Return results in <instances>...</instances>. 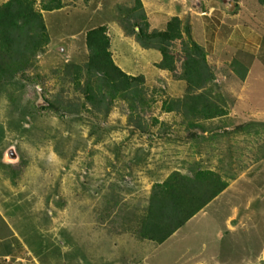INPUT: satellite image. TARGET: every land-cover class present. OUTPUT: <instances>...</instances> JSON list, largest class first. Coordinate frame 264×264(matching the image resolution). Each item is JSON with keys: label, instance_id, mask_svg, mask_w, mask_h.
Here are the masks:
<instances>
[{"label": "rangeland", "instance_id": "374dc122", "mask_svg": "<svg viewBox=\"0 0 264 264\" xmlns=\"http://www.w3.org/2000/svg\"><path fill=\"white\" fill-rule=\"evenodd\" d=\"M36 1L39 7L40 0ZM87 1L90 3L88 7L95 6L94 10L81 12V14H72L70 11L61 14V20H67L65 28L55 30L49 25L52 40L50 50L54 52L48 51L45 59L38 58L41 72H48V67L58 66L61 63L60 60L65 64L75 61L73 56L77 58L81 51L57 55V47L62 43H75L76 50L80 48L83 50V31L100 24L102 18H111V22L119 26L116 33L120 35L122 29L120 19L125 17L132 2L109 0V6L113 9L105 6L106 10L100 12L97 10L96 0ZM256 1L245 0V6L242 8L231 6L230 0L226 4L222 0H141L143 7L146 5L147 9L149 8L147 10L144 7L150 30L161 28L164 30L170 19L179 16L180 13H184L182 19L189 17L193 40L207 50L209 61L217 71L219 91L229 99V111L234 116L240 117V123L237 126L243 132L246 130L244 126H249L252 130L254 126L264 124V7L258 5ZM83 3L84 0L80 2V5ZM238 12H242L239 20H225ZM149 14L152 16L150 17ZM225 22L228 23L223 29L222 24ZM246 33L249 34L248 38L251 42L242 41L243 36L246 38ZM72 34H77V38L73 39ZM226 34L229 36L226 37ZM255 35H259V38H251ZM186 39L184 37V40ZM256 42H259V45ZM119 44L133 62L134 68L139 67V72L152 78L153 84L155 80H159L157 82L160 83L159 86H147V95L153 100L151 112L142 111L144 120L150 125L151 137L144 134L135 135L127 129L132 130L126 123L128 111L122 108L120 103L113 107L109 118L102 122L103 131L96 132L98 134L95 135L89 132L92 128L90 124L87 127L82 124V121L69 118L62 121L54 114H42L38 109L39 101L35 97H28L27 94L19 95L13 107L6 97L0 98V155L1 157L4 155L7 161L19 164L20 169L25 166L26 174L20 184L31 187L34 194L35 192L39 195L43 193L41 204L44 205L46 201L48 205L46 207L52 209L54 221L48 233H55V230L58 232L62 226L67 227L84 209L91 207L97 209L95 216L106 214L104 218L113 222L116 235L121 237L120 242H123L128 233L121 230L120 232V226L128 225V220L134 214L145 215L144 207L148 206L147 197L154 182L151 180L153 171L159 174L160 178H166L170 171L181 170L183 166L196 162L191 161L195 158L192 152H188L186 161H167L170 155H175L177 150L183 148L179 147L178 141L173 143L168 140H182L184 129L181 126V117L163 112V104L182 91L176 85L171 88L165 86L166 79H172V76L168 73L166 77L159 76L150 66V60L153 61L159 57V53L151 50L144 52L136 48L129 39ZM136 45L141 48L137 43ZM175 47L178 50L181 42H176ZM224 51L225 54L222 56ZM78 59L83 61V58ZM234 59L250 67L244 82L238 80L232 71L222 74L223 63H230ZM49 85L56 89L62 88L61 82L54 79ZM38 91L41 93V89ZM58 92L54 90L50 96L61 94ZM62 95L64 99L72 100L79 94L75 92L73 86H70ZM232 110H235L234 113ZM154 119L158 122L155 127H153L156 124L153 122ZM98 138L99 140L96 141ZM150 139L153 141L148 142ZM258 140L261 141L262 147L249 149V161H246L244 155H240L241 161H234V163L237 162L238 167H234L236 170L234 174H227L224 177L228 180L231 177L237 179L240 175H244L236 183L231 181L233 186L228 194L220 198L218 202L211 203L207 209L189 221L157 250L154 248L153 255L150 254L151 250L147 252V259L138 264H155V260H160L163 264H188L191 259L196 261V257L201 259L209 257V260L211 258L214 260L220 256L222 257L218 260L230 262L232 254L219 253L222 248H226V243L221 242L220 236L227 232L228 217L234 215L238 219L237 223L245 222L240 243L253 238V235L256 239L258 238L256 243L259 238L264 240V161H257L264 157V138L258 137ZM221 147L227 154L235 150V147L225 144ZM131 160L147 161V165L140 164L139 168L142 171L135 169L134 172L132 171V176L122 179V174L127 173L124 169L125 164ZM161 160L164 161V165ZM224 163L231 165L230 161H224ZM201 168L203 167L195 169L191 167L189 171L194 173ZM1 173L8 176L5 168ZM228 182L231 184L230 181ZM114 184L126 186V192L117 199V207L111 213H107L105 207L110 205L103 199L104 190ZM101 185L104 187L101 188ZM85 189H89L88 193L83 191ZM45 194L51 197L43 199ZM235 208H237V214L234 213ZM131 226L134 228L129 233L133 239L140 242L136 234L138 225L133 222L130 223ZM253 228L255 231L252 230ZM237 240L238 234L234 238V241ZM257 248L252 247L248 251L251 250L252 253ZM132 251L133 249L129 247V252ZM233 259L240 260L241 257H233Z\"/></svg>", "mask_w": 264, "mask_h": 264}, {"label": "trees", "instance_id": "16d2710c", "mask_svg": "<svg viewBox=\"0 0 264 264\" xmlns=\"http://www.w3.org/2000/svg\"><path fill=\"white\" fill-rule=\"evenodd\" d=\"M129 2H132V6L125 17L120 19L124 35L134 38L141 48L160 53L161 61L156 64L157 69L171 73L186 85L182 98L164 102L163 112H174L176 117H181L182 127L205 122V128H208L211 127L210 121L226 116L230 108L229 99L219 91L217 71L209 61L207 50L193 40L189 17H172L164 30H150L141 0ZM256 2L264 7V0ZM59 7L58 1L54 0L50 5H42V11L51 12ZM184 37L187 39L184 40ZM178 41L181 47L177 50L175 44ZM50 44L46 21L36 0H8L0 4V98L6 97L13 107L19 95L35 97L42 114H54L62 121L66 118L82 121L87 127L90 124L92 128L89 132L95 135L103 131L102 122L109 118L113 107L120 103L128 111L126 123L132 132L151 137L150 125L142 114L144 110L150 113L153 103L147 95L146 78L143 75L129 76L119 68L113 59L106 26L86 32V50L77 58L72 55L75 61L65 64L60 60L58 66L48 67V72H41L38 58H47ZM78 58H83V61ZM223 67L222 74L232 71L241 82L249 74V67L236 59L230 63L225 62ZM52 79L60 81L62 88L56 89L49 85ZM70 86L79 95L72 100L64 99L62 93ZM54 90L61 94L51 97ZM153 122L156 123L155 127L158 122L156 119ZM255 130L264 135V124L258 125ZM2 159L0 155V161ZM142 162L127 161L124 167L127 173L122 174V179L132 176V166ZM2 166L14 185L23 181L25 166L21 169L19 164ZM158 175L151 178L154 182L147 197L148 206L144 207L145 215L134 214L135 217L133 215L128 220L129 224L121 225L119 229L131 234L129 232L134 227H130V223L135 222L138 225L136 234L143 244L152 242L163 245L229 187L228 180L209 169L193 175L173 171L164 179ZM88 190L83 191L88 193ZM124 192L126 186L121 187L120 184L104 190L103 199L110 205L105 207L107 213L117 207L116 201ZM53 235L43 234V238L38 240V248H45L42 244L46 243L48 236Z\"/></svg>", "mask_w": 264, "mask_h": 264}, {"label": "crops", "instance_id": "0c3cea01", "mask_svg": "<svg viewBox=\"0 0 264 264\" xmlns=\"http://www.w3.org/2000/svg\"><path fill=\"white\" fill-rule=\"evenodd\" d=\"M7 1L8 0H0V4ZM53 1L54 0H40V5L38 7L41 9L43 17L45 18L49 34H51L49 25L55 30L62 27L65 28L67 26V20L62 21L61 14L69 11L72 14H81V12L89 11L93 8L91 6L88 7L90 3L87 0H84L82 5H80L82 0H57L60 4L58 10L51 12L42 11V5H50ZM96 2L98 3L97 10L100 12L106 10L105 6L107 8L109 7L111 10L113 9L109 6V0L107 2L105 0H96ZM222 2L226 4L229 0H222ZM229 4L233 7L240 6L243 8L245 6V0H237V2L230 0ZM144 7L147 9L146 5H144ZM150 11L153 12V10ZM241 14L242 12H238L229 18H225V20H239ZM183 15L184 13H180L179 16L174 17L182 18ZM149 16L151 17L152 14H149ZM154 22H156V20H154ZM227 23L228 22L222 24L223 29ZM99 26L107 27V35L111 39V52L113 54V59L119 68L129 76H145L146 86L148 87L149 85H152L151 87L155 85L159 86L160 83H157L159 80H155V83L153 84L152 78L139 72V67H133V62L126 56L121 47L122 45H120L119 42H124V40L129 39L133 42L136 48L144 52L148 50L139 48L132 38H127L124 35L122 29L120 30V35L116 33L118 25L113 24L111 22V18H102L100 24L83 31V50L82 48L76 50L75 48H77V45L75 43H62L61 46L57 47V55H67V53L80 51V54H83L86 50V32ZM228 28H230V26ZM155 30H163V28ZM76 35L77 34H72L71 37L76 39ZM225 36L228 37L229 34H226ZM245 36L246 38L244 36L242 37V41L247 40L248 42H251V39L248 38L249 34L246 33ZM251 38H259V35L252 36ZM256 43L259 45V42ZM50 48L51 44L47 52H54L50 50ZM219 52L220 51H218V53ZM224 54L225 51L221 55L223 56ZM150 61L151 62L149 64L153 70H156L157 75L166 77L170 74L172 76V79H166V82H164L165 86L171 88L176 85L177 88L182 91L179 95L171 97V100L182 98L186 89L185 83L177 80L171 73L161 71L156 67V64L161 61L160 53L159 57ZM181 85L183 87H181ZM232 111L234 113L235 110ZM168 114L175 115L174 112ZM242 115L244 116V113H242ZM239 119L240 117L234 116V114L229 111L226 116L210 121L209 123H211V127L205 128V122H197L190 127H183L184 130L182 140H168L173 143L178 141L180 143L179 147L183 148L177 150L175 155H170L171 157L167 161H186L188 159V152H192L194 153L195 158L191 159V161H200V163L193 162L194 164L183 166L181 170L173 168L174 170L170 171L169 174L173 171H180L182 173L193 175L199 170L204 169L215 171L223 177L227 174H234L236 171L234 167H237V162L234 163V161H241L242 155H244L246 161H249V149L262 147L261 141L258 140L257 136L264 138L261 131L255 130L258 128L255 126L252 130L249 126H244L243 128H246V130H244V134V132L240 130L239 126H237L240 123ZM243 123L247 124L246 122ZM127 129L135 135L142 136L140 132H132L129 128ZM150 141L153 140L150 139L148 142ZM223 144L229 145V147L232 146V148L235 147V150L233 149V151L230 152L231 156H228L230 154L224 152V148L221 147ZM2 158L3 161H0V264H138V262L147 259V252L151 250L150 254L152 255L154 254L152 250H154V248L156 250L158 249L159 245H150V243L143 244L138 240L133 239L131 234L126 236V240H122L123 242H120L121 237L116 235L115 226L112 224L113 222H111L110 219L104 218L106 214H101L103 216H100L99 214L95 216L94 213L97 209L87 207L78 215L77 218L75 217L67 227L62 226L60 227V231L56 232L55 230V235L48 236L47 241H45L46 243L42 244L46 247L40 250V248H38V240L43 238L42 235L47 234V231H50L52 225L54 224L51 214L52 211L46 207V201H44V205L41 204V195L43 193H40L39 195L35 192L34 194L32 193L34 191H32L31 187L25 184L14 185L8 176L2 175L1 172L4 170L2 164H15L12 161H7L4 155H2ZM183 158L185 159L182 160ZM224 161H230L231 165L225 164ZM257 161H264V157H261ZM162 163L164 165V161ZM140 164L143 166L144 161L142 163H137V165H133V170L137 169L142 171V169L139 168ZM191 167L192 169L199 167L203 168L191 173L189 171ZM156 175L157 173L153 171L151 176L154 177ZM243 176L244 175L242 174L237 179L236 177H231L228 181L231 182L233 180V182L236 183ZM164 178L165 177L162 179ZM232 186V182L231 184L229 183V187L220 196H218L212 204L218 202L220 198L227 195L232 189ZM49 197L51 196L45 194L43 199H47ZM234 213L237 214V208L234 209ZM237 221L238 219H236L235 215L233 217H228L226 221L227 232L221 234L220 236L221 242L224 241L226 243V248H222V251L219 253L222 255L232 254V260L230 262L218 260L222 256L215 258V261L212 258L209 260V257H206L205 259L196 257V261L191 259L188 264H264V240L259 238L258 243H256L258 238L256 239L254 235H249L250 237H253L248 239L249 242L246 240V242L240 243V239H242L240 238L241 232L245 228V222H242L241 224L240 222L237 223ZM64 229L66 230L63 231ZM252 230L255 231V228ZM232 234L235 235L232 236ZM236 234H238V240L234 241ZM129 247L133 249L132 252H129ZM252 247L258 248L251 253V250L248 251V249H251ZM37 252H39V254H36ZM224 257L225 256H223V258ZM233 257H241V259L235 260ZM155 264L163 263H161L160 260H155Z\"/></svg>", "mask_w": 264, "mask_h": 264}, {"label": "water", "instance_id": "95a60500", "mask_svg": "<svg viewBox=\"0 0 264 264\" xmlns=\"http://www.w3.org/2000/svg\"><path fill=\"white\" fill-rule=\"evenodd\" d=\"M13 158L15 159V156Z\"/></svg>", "mask_w": 264, "mask_h": 264}]
</instances>
